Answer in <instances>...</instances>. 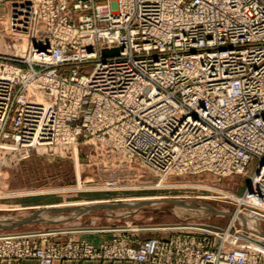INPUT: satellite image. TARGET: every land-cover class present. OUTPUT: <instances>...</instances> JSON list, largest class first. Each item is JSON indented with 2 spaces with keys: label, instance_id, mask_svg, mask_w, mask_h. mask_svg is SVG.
Listing matches in <instances>:
<instances>
[{
  "label": "built area",
  "instance_id": "obj_1",
  "mask_svg": "<svg viewBox=\"0 0 264 264\" xmlns=\"http://www.w3.org/2000/svg\"><path fill=\"white\" fill-rule=\"evenodd\" d=\"M70 1L28 0L7 15L8 32L27 46L0 51V173L34 151L75 160L81 141L164 175L246 174L257 160L243 194L218 195L264 219V0H73L89 11L77 21ZM236 222L136 247L118 234L100 245L44 235L42 246L30 234H2L0 264H264V236L234 232Z\"/></svg>",
  "mask_w": 264,
  "mask_h": 264
},
{
  "label": "rangeland",
  "instance_id": "obj_2",
  "mask_svg": "<svg viewBox=\"0 0 264 264\" xmlns=\"http://www.w3.org/2000/svg\"><path fill=\"white\" fill-rule=\"evenodd\" d=\"M27 1L0 0V51L25 53L27 38L21 40L8 32L7 15L13 5H24ZM73 2L70 1V9L72 18L77 21L80 15L89 11L73 9ZM88 154L99 157L100 160L91 162L88 160ZM78 155L74 160L68 157L52 158L34 151L26 159L4 166L0 173V195L4 194L0 196V223L10 224L36 210L48 209L44 207L46 205L67 201L76 203L105 200L99 203L134 205L90 208L85 211L80 207L91 204L50 207L61 208L57 212L42 213V217H51V221L36 220L11 229L0 228V235L30 234L37 237L36 241L42 246L41 237L44 235L48 236L47 242L51 244H65L86 239H68L63 242L57 238L87 233L107 234V239L98 244L86 240L91 244L100 245L108 241L113 234H118L130 238V244L136 247L139 245L137 241L149 237H169L175 231L207 232L211 226L226 230L233 215L238 212L237 204L219 196L215 190L199 186L216 187L241 195L257 165V160H252L248 173H233L228 176H219L210 171L164 175L142 163H119L110 158L102 147L84 141L79 145ZM149 196H162L165 200L180 201L179 204H184L185 207L164 199L144 203L137 199ZM129 198L134 199L130 201ZM260 213L264 214V209H261ZM238 214L241 215L237 213V216ZM239 217L236 218L242 222L233 225L234 232L240 229L252 232ZM252 219L255 220L253 217ZM257 223L264 234L263 217L257 219ZM193 225L197 227L191 228ZM246 242L255 247L254 241ZM22 260H34L40 264L36 258L16 259L5 264ZM93 260L138 264L130 260L115 259H56L51 264L56 261Z\"/></svg>",
  "mask_w": 264,
  "mask_h": 264
},
{
  "label": "bare ground",
  "instance_id": "obj_3",
  "mask_svg": "<svg viewBox=\"0 0 264 264\" xmlns=\"http://www.w3.org/2000/svg\"><path fill=\"white\" fill-rule=\"evenodd\" d=\"M163 186V185H161ZM174 186V185H173ZM176 186V185H175ZM150 187H154V186H146V188H150ZM155 187H160V185H155ZM200 188H204V189H208V190H215L217 192V194L219 195H223V194H227L228 192L227 191H224V190H221V189H218L216 187H210V188H207V186H204V185H200L199 186ZM86 188V187H85ZM87 189V188H86ZM246 190V189H245ZM245 190L240 193V194H243L245 192ZM236 194V193H235ZM4 195V194H3ZM3 195H0V196H3ZM134 198H129L128 200L132 201ZM138 200H140L141 202H146V201H158V200H161V199H164L162 198V196H149V197H143V198H137ZM165 200V199H164ZM105 200H93V201H84V202H76V203H68L67 202H63V203H58V204H49V205H46L44 207H47V208H50V207H56V206H69V205H76V204H92V203H99V202H104ZM135 202V201H134ZM114 203V202H113ZM125 203V202H124ZM129 203V202H128ZM133 203V202H132ZM186 204V202H183ZM188 203V202H187ZM130 204V203H129ZM134 205V204H133ZM137 205V204H136ZM178 205L182 206V207H185L184 204H179ZM39 207V206H38ZM236 211V209H235ZM240 216V217H239ZM235 217H239L241 220H243V222L246 224L247 228L250 229L251 231H257L259 234L263 235V232H261V230L259 229V225L257 223V219H252V217L250 218V216H247V215H239L237 216V211H236V214L233 215L232 218H235ZM242 222V221H241ZM201 223V222H199ZM235 226V225H234ZM192 227H197L195 225H193Z\"/></svg>",
  "mask_w": 264,
  "mask_h": 264
},
{
  "label": "water",
  "instance_id": "obj_4",
  "mask_svg": "<svg viewBox=\"0 0 264 264\" xmlns=\"http://www.w3.org/2000/svg\"><path fill=\"white\" fill-rule=\"evenodd\" d=\"M119 51L118 48H103L102 49V53L103 54H110V53H117ZM165 201H169V202H173V203H180V201H172V200H165ZM133 204H120V203H95V204H91L89 206L86 207H80V209L82 211H85L87 209L90 208H100V207H113V206H130ZM209 205V204H207ZM61 208H48V209H40V210H36L33 213H31L30 215L17 219L15 221H13L10 224H4V223H0V228L2 229H11V228H15L19 225H23L25 223L28 222H32V221H36V220H46V221H51L52 219H50L49 217H42V213L45 211H53V212H57L59 211Z\"/></svg>",
  "mask_w": 264,
  "mask_h": 264
},
{
  "label": "crops",
  "instance_id": "obj_5",
  "mask_svg": "<svg viewBox=\"0 0 264 264\" xmlns=\"http://www.w3.org/2000/svg\"><path fill=\"white\" fill-rule=\"evenodd\" d=\"M107 237L108 235L104 233H87L81 235L62 236L60 238H57V240L65 242L68 239H86L90 242L98 244L106 240ZM14 264H37V262L34 260H22ZM53 264H133V263L126 261H113V260H93V261H56Z\"/></svg>",
  "mask_w": 264,
  "mask_h": 264
}]
</instances>
